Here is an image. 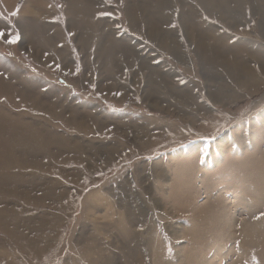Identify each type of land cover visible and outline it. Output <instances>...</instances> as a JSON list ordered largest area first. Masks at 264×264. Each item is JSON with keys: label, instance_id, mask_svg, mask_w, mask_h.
I'll list each match as a JSON object with an SVG mask.
<instances>
[{"label": "rangeland", "instance_id": "rangeland-1", "mask_svg": "<svg viewBox=\"0 0 264 264\" xmlns=\"http://www.w3.org/2000/svg\"><path fill=\"white\" fill-rule=\"evenodd\" d=\"M224 1L0 0V28L21 36L0 42V264H264V76L254 93L199 102L195 124L147 97L154 68L204 84L200 100L215 84L197 36L182 39L183 12L225 46L264 43L257 0ZM101 34L146 68L114 74ZM75 108L105 125L74 120Z\"/></svg>", "mask_w": 264, "mask_h": 264}, {"label": "bare ground", "instance_id": "bare-ground-1", "mask_svg": "<svg viewBox=\"0 0 264 264\" xmlns=\"http://www.w3.org/2000/svg\"><path fill=\"white\" fill-rule=\"evenodd\" d=\"M227 1L228 0H225L224 2H227ZM256 2H258V4L256 6H252L253 7L252 11L261 15L259 24H260L261 29H263L264 31V1L257 0ZM230 3H228V7L231 6ZM232 11H227V13H231ZM184 13L185 12H183L182 14L183 20H181V24H182V28L184 30L185 36H183L182 39L186 37L187 40L189 38L191 41H193V37L197 36L198 40L195 42L194 53L202 57L200 58L201 59L200 64L205 67L204 69L206 72V78L208 79L207 80L208 84L210 85V83H212L213 81H215V84L213 83L212 86L208 87L209 89L208 91H206L207 99L200 100L199 98L200 96L196 89H200V86H201L205 90L204 84L199 85L198 87H195L194 89H193L192 84L175 86L173 83H170L168 81V77H170L169 74H166L163 76L159 74V70H160L159 68H154L152 70H155V72L153 74H150L148 78H146L149 82L148 89H147L148 90L147 97L148 99H151V100L154 99L158 101V103H163V104L167 103L168 107L178 108L183 114V117L191 118L192 122H194L195 124L201 121V120H198V118H200L199 117L201 115L200 113L206 110L205 108L207 106V105L202 106L199 102H202V103L205 102L206 104H208L207 101L209 100L212 102L220 103L224 101L227 97H230L231 95L232 96L236 95V94L234 95V92L237 93L236 90L233 89L234 87H236L237 89H240L242 87L244 91H247L250 94L251 92L254 93L255 91H257V87H258L257 85L259 84L261 86L259 82H262L260 79H262L264 76L263 74L264 73V50H262L264 43H257L260 45H257L255 43L253 44L249 43L247 48H244V49H240L238 46H235V47L225 46L223 44V37L216 35L214 33L215 31H213L212 28L204 31L203 27H201L200 25L199 26L201 27V29L197 26V24L192 25V22L190 20H185V19H188V17ZM239 20L241 19L237 17L233 18V22H238ZM239 23H241V21ZM172 34L174 33L171 31H168L166 33L161 32L159 33L160 35L159 37L161 36L170 37ZM100 37H101L100 38L101 41L99 42V48H98L97 54L106 60L105 61L106 66H108L109 70L113 71V73L114 72L119 73L126 68L133 69L136 65L135 64L136 61H137V64L140 65V69L143 70L144 68H146L144 66L145 63L143 59L138 60L139 58H137L134 53L135 50H133V48L130 47V45L124 42H121V41L110 40L111 35L109 36V35L101 34ZM166 37H163V38H166ZM162 42L164 43V40ZM238 44H242V43L239 42ZM180 46L185 47V44L182 42L180 43ZM174 56L179 62L181 61V57H180L181 55L179 54L177 55L176 53V55ZM190 56H191L190 54H188L187 52H184V58L188 60V57ZM124 65H126V68L124 67ZM218 72H224L225 77H219ZM118 86H119L118 83H116L113 86L112 91L117 90ZM230 91H233V93ZM219 99H222V100H219ZM175 102H178L179 104H175ZM193 107L196 108L193 110H196L198 113L191 112L190 109H187V108H193ZM72 110L77 111L76 115L73 117L74 120L75 119L78 120V117L82 116L86 118L88 122L89 121L93 122L94 125L96 126L101 127L105 125V123H102L103 121L94 112L91 113L88 111V114H87L86 111L78 112L79 110L77 108L71 109V111ZM76 116L78 117L76 118ZM84 118H81V119H84ZM176 129L179 130V128H176ZM174 131L176 132V130ZM138 134L139 135L142 134L141 137L138 135L140 139L145 138L143 132H139ZM114 154L115 152H112L111 157H113ZM154 172L157 173V175H159L161 178L167 177L164 175V172L161 168H156ZM233 218L234 220L233 222L230 223L229 227L236 226L235 214ZM134 219L135 218H133L130 221H134ZM243 224H244L243 233L246 239L249 241V244L253 245L252 234H251L253 232L252 225L250 226L247 225V222L245 221L243 222Z\"/></svg>", "mask_w": 264, "mask_h": 264}, {"label": "snow or ice", "instance_id": "snow-or-ice-1", "mask_svg": "<svg viewBox=\"0 0 264 264\" xmlns=\"http://www.w3.org/2000/svg\"><path fill=\"white\" fill-rule=\"evenodd\" d=\"M18 12H19V9L17 8L15 11H13L11 13V15L16 16V15H18ZM0 15H2V14H0ZM101 15H112V13H101ZM5 19H7V18H5ZM205 19H207V17H205ZM213 23H215V22H213ZM9 27H10V25L6 24L4 26V28H0V42L7 44V45H16L21 39L20 33L18 31H7V29ZM125 31H127V29H125ZM55 67L57 70L60 69V65H58V64ZM76 71H77V73L79 72V66L78 65H77ZM92 87L95 88V85H93ZM113 95L120 96V95H122V93L115 92V93H113ZM98 175L103 176L104 173L100 172V173H98ZM261 217H264V212H261L256 217V219H259ZM256 264H258V262H256Z\"/></svg>", "mask_w": 264, "mask_h": 264}]
</instances>
